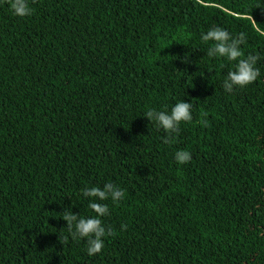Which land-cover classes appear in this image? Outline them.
Returning a JSON list of instances; mask_svg holds the SVG:
<instances>
[{
	"label": "trees",
	"instance_id": "1",
	"mask_svg": "<svg viewBox=\"0 0 264 264\" xmlns=\"http://www.w3.org/2000/svg\"><path fill=\"white\" fill-rule=\"evenodd\" d=\"M28 2L0 0V264H264V0ZM213 27L246 34L254 83L224 90L237 61L207 56ZM182 100L166 144L144 114ZM109 182L117 203L82 195ZM90 202L115 232L95 256L61 217Z\"/></svg>",
	"mask_w": 264,
	"mask_h": 264
},
{
	"label": "clouds",
	"instance_id": "2",
	"mask_svg": "<svg viewBox=\"0 0 264 264\" xmlns=\"http://www.w3.org/2000/svg\"><path fill=\"white\" fill-rule=\"evenodd\" d=\"M14 15L27 17L33 14L34 9L30 6L28 0H7ZM35 3V0H32ZM203 42L212 41V46L207 51L208 57H222L229 61H237L235 70L227 73L223 82V88L226 92L231 93L234 88H244L254 83L260 76V69L257 67L261 59L259 53L249 54L245 57L241 45L246 43V34L240 33L238 36H232L222 27H213L206 34H201ZM193 103L179 101L168 111L148 110L144 116L151 122H155L158 127L162 128L167 135L164 137V143H171L180 132L182 122H192L193 120ZM203 119L198 121L201 125L207 127V113L201 114ZM175 159L179 164H186L192 160V155L187 150H179L175 153ZM85 198L93 200L106 201L109 198L117 203L124 198L125 192L117 185L109 182L103 187H90L81 189ZM89 208L96 214L92 217H82L79 213H73L71 208L61 213L63 220L67 222V230L73 240L86 239L87 254L95 256L101 253L104 248V237L114 236L115 232L104 225L102 218L110 215L107 204L99 202H90ZM126 225H121L122 230H126ZM60 240V238H59ZM64 246L68 245V236L60 240Z\"/></svg>",
	"mask_w": 264,
	"mask_h": 264
}]
</instances>
